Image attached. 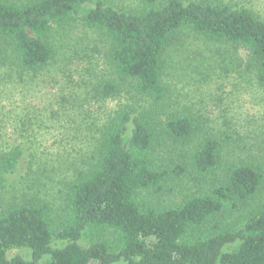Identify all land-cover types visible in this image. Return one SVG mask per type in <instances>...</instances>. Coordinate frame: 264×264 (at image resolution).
<instances>
[{
  "label": "trees",
  "instance_id": "obj_1",
  "mask_svg": "<svg viewBox=\"0 0 264 264\" xmlns=\"http://www.w3.org/2000/svg\"><path fill=\"white\" fill-rule=\"evenodd\" d=\"M89 1L0 0V35L10 39L22 68L38 70L53 59L51 29L78 19L109 38L118 75L131 80L137 94L160 102L162 53L187 28L244 49L264 84V20L244 0H144L133 11L101 1L83 8ZM102 90L107 97L114 86ZM117 111L96 137L92 165L71 182L63 219L39 198L0 205V264H264V203L248 209L236 226L218 218L255 197L264 166L234 162L225 180L207 193L171 207L145 203L141 194L159 192L168 172L154 166L145 116L128 106ZM165 131L183 141L193 134L194 123L187 115L176 116L166 121ZM221 145L216 137L200 142L191 158L197 175L216 168ZM0 159L5 164L6 158ZM182 171L181 166L172 170L176 176ZM87 229L109 231L110 237L83 245ZM14 248L28 250L30 257H8Z\"/></svg>",
  "mask_w": 264,
  "mask_h": 264
},
{
  "label": "rangeland",
  "instance_id": "obj_2",
  "mask_svg": "<svg viewBox=\"0 0 264 264\" xmlns=\"http://www.w3.org/2000/svg\"><path fill=\"white\" fill-rule=\"evenodd\" d=\"M97 1L125 11L145 2L90 0L83 8H92ZM242 4L264 20V0ZM48 38L53 59L38 70H26L10 39L0 35V156L6 158L5 164L0 159L1 206L39 198L50 205L57 220L63 219L71 182L92 165L103 123L124 106L145 116L152 132L154 166L168 172L159 192L141 194L145 203L171 207L207 193L225 180L234 162L264 166V84L256 78V61L244 49L187 28L179 30L162 53L164 95L154 102L118 75L110 59V40L98 29L74 19L52 28ZM108 84L114 93L106 97L102 87ZM180 115L193 120L194 132L186 140L174 141L165 123ZM206 137H216L222 145L216 168L199 176L191 158ZM176 166L183 168L179 176L172 172ZM260 203L264 183L243 208L218 218L236 226ZM102 237H110L109 231L94 234L87 229L80 243L88 245ZM14 255L30 257L26 249L8 251V257Z\"/></svg>",
  "mask_w": 264,
  "mask_h": 264
}]
</instances>
